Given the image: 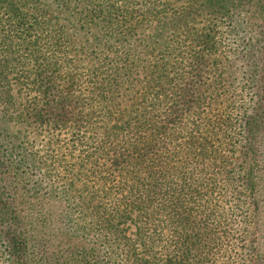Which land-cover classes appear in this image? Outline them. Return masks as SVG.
I'll list each match as a JSON object with an SVG mask.
<instances>
[{
	"label": "trees",
	"instance_id": "obj_1",
	"mask_svg": "<svg viewBox=\"0 0 264 264\" xmlns=\"http://www.w3.org/2000/svg\"><path fill=\"white\" fill-rule=\"evenodd\" d=\"M55 1L47 55L0 36V264H235L264 234V0Z\"/></svg>",
	"mask_w": 264,
	"mask_h": 264
},
{
	"label": "rangeland",
	"instance_id": "obj_2",
	"mask_svg": "<svg viewBox=\"0 0 264 264\" xmlns=\"http://www.w3.org/2000/svg\"><path fill=\"white\" fill-rule=\"evenodd\" d=\"M15 6L13 12H9L5 5L0 4V36L1 35H12V42L15 43L8 47V52L3 56L7 62H10V67H14L17 59L21 58L27 53L38 52L47 55V50H52L54 44L61 45L59 43V36H64L61 33L62 30L65 32L67 25V16L62 12L61 8L55 0H12ZM26 28V30H25ZM23 33L25 36L32 39L34 35L47 34V37L39 38L37 43L25 44L21 42L20 37ZM70 37L67 34V39ZM2 41L0 40V48L2 47ZM43 44V45H42ZM71 48L66 53H70ZM51 52V51H50ZM34 54V53H33ZM72 54V52H71ZM70 56V55H67ZM20 60V59H19ZM82 64V63H81ZM226 85L231 86L232 94L236 95L240 92L242 82L238 76L227 77ZM19 105V100L17 101ZM21 103V102H20ZM15 105L14 115L19 107ZM13 126V125H12ZM13 137H17L20 142L31 141V137L25 138V130L20 126L16 125L9 129ZM42 140H37L34 144V150H39ZM252 232L245 234L241 233L238 229L234 232V246H229L233 255L235 264L244 263L242 252L248 247L246 243L249 240H254V248L258 249L256 253L261 259H264V234L252 235ZM252 235V236H251ZM251 236V237H250ZM257 255L247 256L245 263L257 264ZM240 258L242 261H240Z\"/></svg>",
	"mask_w": 264,
	"mask_h": 264
}]
</instances>
